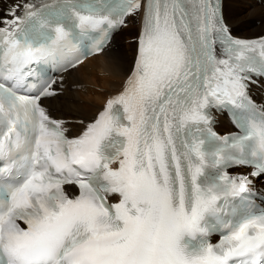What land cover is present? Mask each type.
I'll return each mask as SVG.
<instances>
[{
    "label": "snow or ice",
    "instance_id": "snow-or-ice-1",
    "mask_svg": "<svg viewBox=\"0 0 264 264\" xmlns=\"http://www.w3.org/2000/svg\"><path fill=\"white\" fill-rule=\"evenodd\" d=\"M138 20L91 118L45 103ZM79 45L78 54L64 59ZM264 35L223 0H12L0 15V264H264ZM259 201V203H257Z\"/></svg>",
    "mask_w": 264,
    "mask_h": 264
},
{
    "label": "bare ground",
    "instance_id": "bare-ground-1",
    "mask_svg": "<svg viewBox=\"0 0 264 264\" xmlns=\"http://www.w3.org/2000/svg\"><path fill=\"white\" fill-rule=\"evenodd\" d=\"M12 0H0V15ZM224 12L234 35L254 38L264 35V0H223ZM242 4L245 13L238 8ZM246 21V22H245ZM137 22L138 28L135 27ZM139 21L130 20L127 27L118 32L113 45L105 55L87 59L78 70L63 74L64 84L60 95L45 103L58 116H66L70 121L91 118L109 94L115 93L123 82L124 67L134 55V41L139 31ZM129 43L130 47L123 43ZM255 97L264 101V85L257 81L252 86Z\"/></svg>",
    "mask_w": 264,
    "mask_h": 264
},
{
    "label": "rangeland",
    "instance_id": "rangeland-1",
    "mask_svg": "<svg viewBox=\"0 0 264 264\" xmlns=\"http://www.w3.org/2000/svg\"><path fill=\"white\" fill-rule=\"evenodd\" d=\"M239 6H240V7L238 8L239 13H240V14H244L245 11H246L245 8H244V6H243L242 4H239ZM245 22H246V21H245ZM135 27L138 28V24H137V22L135 23ZM123 45H124V46H127V47H130L129 43H126V42L123 43Z\"/></svg>",
    "mask_w": 264,
    "mask_h": 264
}]
</instances>
